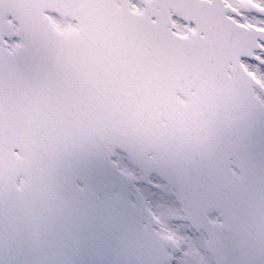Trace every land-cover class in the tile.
<instances>
[{"label": "snow or ice", "instance_id": "obj_1", "mask_svg": "<svg viewBox=\"0 0 264 264\" xmlns=\"http://www.w3.org/2000/svg\"><path fill=\"white\" fill-rule=\"evenodd\" d=\"M0 264H264V0H0Z\"/></svg>", "mask_w": 264, "mask_h": 264}]
</instances>
